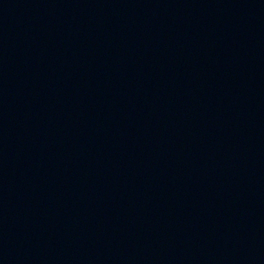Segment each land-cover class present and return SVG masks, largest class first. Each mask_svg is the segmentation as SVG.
<instances>
[{
    "label": "water",
    "instance_id": "1",
    "mask_svg": "<svg viewBox=\"0 0 264 264\" xmlns=\"http://www.w3.org/2000/svg\"><path fill=\"white\" fill-rule=\"evenodd\" d=\"M0 264H264V0H0Z\"/></svg>",
    "mask_w": 264,
    "mask_h": 264
}]
</instances>
